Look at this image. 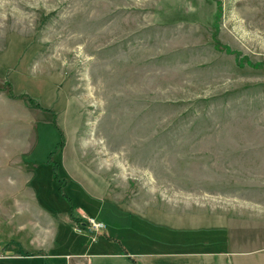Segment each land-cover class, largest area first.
<instances>
[{"label": "rangeland", "instance_id": "obj_1", "mask_svg": "<svg viewBox=\"0 0 264 264\" xmlns=\"http://www.w3.org/2000/svg\"><path fill=\"white\" fill-rule=\"evenodd\" d=\"M0 75V264L116 206L264 245V0H0Z\"/></svg>", "mask_w": 264, "mask_h": 264}, {"label": "crops", "instance_id": "obj_2", "mask_svg": "<svg viewBox=\"0 0 264 264\" xmlns=\"http://www.w3.org/2000/svg\"><path fill=\"white\" fill-rule=\"evenodd\" d=\"M112 209L111 220H107L108 226L103 231L83 230L82 235L67 243L61 255L63 264H264V245L259 242L255 251L244 249V241L233 236L227 219L206 215L165 220L129 213L117 206ZM46 219L38 225L33 223L32 243L37 244L39 251L50 253L56 246L54 236L49 239L53 233L41 226H53L57 221L50 216ZM69 222L66 217L62 223ZM261 240L264 241V236Z\"/></svg>", "mask_w": 264, "mask_h": 264}, {"label": "built area", "instance_id": "obj_3", "mask_svg": "<svg viewBox=\"0 0 264 264\" xmlns=\"http://www.w3.org/2000/svg\"><path fill=\"white\" fill-rule=\"evenodd\" d=\"M83 218H84V226L87 231L91 233H98L105 229L104 223L90 217H83ZM79 231H81V229Z\"/></svg>", "mask_w": 264, "mask_h": 264}, {"label": "trees", "instance_id": "obj_4", "mask_svg": "<svg viewBox=\"0 0 264 264\" xmlns=\"http://www.w3.org/2000/svg\"><path fill=\"white\" fill-rule=\"evenodd\" d=\"M29 101H30V100H29ZM30 102H31V101H30ZM30 106L35 107V108L38 107L37 105L32 104V102H31V105H30ZM35 108H34V109H35ZM54 128H55V129H58L57 127H54ZM59 136L62 137L61 134H60ZM63 146H64V144H63V141H62V139H61L60 142L57 143V145L55 146V148L62 149ZM54 153H55V150H53V151L49 154L50 157H51ZM51 167H52V171H53V179H54L55 181H57V173H56V171H57V164H56V162H53V163L51 164ZM63 196L66 197L64 194H63ZM67 200L70 201L69 198H67ZM69 209H70V210L72 209V211H69V213H68V215L72 218V215H73V213H72V212H73V208L70 206Z\"/></svg>", "mask_w": 264, "mask_h": 264}]
</instances>
